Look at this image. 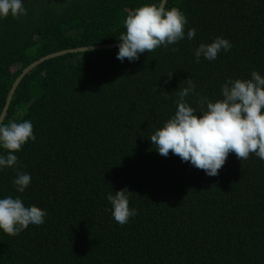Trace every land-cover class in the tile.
<instances>
[{"label": "trees", "instance_id": "obj_1", "mask_svg": "<svg viewBox=\"0 0 264 264\" xmlns=\"http://www.w3.org/2000/svg\"><path fill=\"white\" fill-rule=\"evenodd\" d=\"M158 2L23 0L26 15L0 19V114L31 63L120 42L127 14ZM165 6L188 20L176 44L133 62L117 59L118 49L65 55L19 84L3 124L29 120L36 139L15 153L17 166L0 168V198L19 197L47 215L16 236L0 230V264H264V161L230 153L208 176L171 152L161 156L149 139L175 114L187 79L215 102L227 81L264 76V0ZM217 37L231 49L195 62L194 50ZM197 99L186 97L199 114ZM17 172L31 176L23 193L13 184ZM124 188L138 214L120 225L107 195Z\"/></svg>", "mask_w": 264, "mask_h": 264}, {"label": "clouds", "instance_id": "obj_2", "mask_svg": "<svg viewBox=\"0 0 264 264\" xmlns=\"http://www.w3.org/2000/svg\"><path fill=\"white\" fill-rule=\"evenodd\" d=\"M26 14L23 0H0V19L9 15L19 19ZM187 23L186 16L177 7L168 9L163 0L143 4L124 19L125 31L118 38L116 58L121 62L125 59L133 62L145 52L168 48L185 38ZM195 34V28L189 29L187 39H194ZM231 46L222 37L215 38L210 44L202 43L194 50L195 62L199 63L201 56L209 61L215 60L222 50L229 51ZM187 85L178 91L175 114L149 138L161 156L167 157L171 152L208 176L219 174L230 153L240 161L247 160L251 154L264 161V76L252 71L250 79L227 81L221 86L222 99L215 102L195 93L196 85L191 79H187ZM190 94L198 96L199 114L197 108L186 100ZM35 139L29 120L0 124V148L7 153L0 155V168L17 166L15 153L20 152L29 140ZM30 182L31 176L23 172H17L13 180L19 193H23ZM126 192L129 191L124 188L115 191L114 195H107L112 216L120 225L138 214V210L129 207ZM46 215L35 205L26 207L19 197L0 198V230L9 236L18 235L30 225H42Z\"/></svg>", "mask_w": 264, "mask_h": 264}, {"label": "water", "instance_id": "obj_3", "mask_svg": "<svg viewBox=\"0 0 264 264\" xmlns=\"http://www.w3.org/2000/svg\"><path fill=\"white\" fill-rule=\"evenodd\" d=\"M167 0H163V2L166 4ZM120 42L113 43V44H107V45H96V46H87V47H80V48H75V49H67V50H62L53 54H49L45 57L40 58L39 60L31 63L29 66H27L25 69L22 70L21 74L16 78L14 81L13 85L11 86L8 96L5 101V105L3 107V110L0 114V124H3L7 112L9 109V106L11 104L12 98L16 92V89L18 88L19 84L21 81L24 79V77L29 74L32 70H34L37 66L40 64L44 63L45 61L54 59V58H59L65 55L69 54H79V53H85V52H91V51H101V50H114L118 49V45Z\"/></svg>", "mask_w": 264, "mask_h": 264}]
</instances>
